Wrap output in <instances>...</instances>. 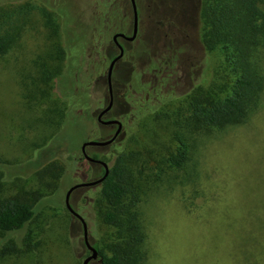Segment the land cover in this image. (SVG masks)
Returning <instances> with one entry per match:
<instances>
[{
	"label": "rangeland",
	"instance_id": "obj_1",
	"mask_svg": "<svg viewBox=\"0 0 264 264\" xmlns=\"http://www.w3.org/2000/svg\"><path fill=\"white\" fill-rule=\"evenodd\" d=\"M93 1L0 0V34L14 40L0 58V201L23 197L32 201L36 210L24 228L0 237V264H82L90 254L83 223L67 208L65 199L74 184L100 177V165L78 151L81 144L86 138H110L114 127L99 122L91 128L83 121L67 123L52 141L68 145L55 148L50 139L55 129L42 121L43 110L32 96L35 92L40 98L33 81L40 79L51 50L44 10L60 22L66 16L75 26L74 32H79V19L93 15ZM137 1L141 9L139 34L135 41H124L127 53L115 67V104L106 118L128 113L127 89L133 71L142 72L157 51L168 46L179 52L174 56L181 64L184 94L197 82L209 84L224 59L220 52L205 51L200 42L202 0ZM125 4L129 14V1ZM127 18L126 31L131 33L133 17ZM72 39L68 36L69 42ZM76 48L79 51L80 47ZM118 52L110 41L107 56L111 59ZM260 55L264 68V48ZM107 72L95 79L96 95L104 96L102 108L109 102ZM67 77L61 82L65 89L70 81ZM134 78L138 86V77ZM48 88L50 100H67L66 90H57L54 80ZM151 92L144 96L153 97ZM99 111L94 112L96 118ZM150 120L143 129L141 121L136 122L115 144L89 146L87 152L98 153L111 163L117 151L143 150L140 143L152 146L149 149H165L166 133L157 134L155 121ZM152 134L159 136L157 141ZM144 136L147 139H142ZM194 138L185 167L167 168L152 160L155 179L140 203L147 264H264V93L245 123L203 137L197 156ZM54 161L65 167L57 183L50 174H40ZM158 163L164 171L158 169ZM100 196L99 184L80 187L72 192L70 202L86 220L90 242L110 253L123 239L115 225L104 222Z\"/></svg>",
	"mask_w": 264,
	"mask_h": 264
},
{
	"label": "trees",
	"instance_id": "obj_2",
	"mask_svg": "<svg viewBox=\"0 0 264 264\" xmlns=\"http://www.w3.org/2000/svg\"><path fill=\"white\" fill-rule=\"evenodd\" d=\"M92 3L95 4L93 15L89 19H79V32H74L75 26L69 24L65 15L60 22L51 11L44 10L47 26L51 30V50L40 70V79L33 81L40 98L34 92L32 100L39 101L38 107L43 110L42 121L47 128L55 129L50 138L55 148L68 145L66 142L52 141L67 123L83 121L91 128L92 124L99 122L94 112L102 110L104 96L96 95L95 79L98 80L109 67L111 59L106 49L112 41V29L118 27L122 31L128 24L123 8L119 6L112 14L111 21L106 19L104 28L101 15L97 13L98 0ZM200 15L203 49L220 52L224 58L212 81L209 84L197 82L196 86L182 93L181 64L174 56L179 52L167 46L165 51H157L148 58L152 59L146 61L142 72L133 71L127 89L129 111L125 116H120L124 122L122 135L136 122L141 121L140 129H143L153 119L157 134L165 132L167 135L165 149L164 146L149 149L152 146L139 142L143 150L117 151L111 163L110 159L106 161L98 153L91 154L110 165L108 176L99 184V202L104 207V222L115 225L123 239L110 253L96 247L102 257L101 264H147L148 254L144 249L146 234L140 220V203L148 195L155 179L150 167L152 160L161 162L167 168L185 167L190 160L191 140L194 137L197 156L203 137L245 123L261 102L264 93V68L260 55L264 48V0H202ZM68 36H72L71 42ZM13 41L11 35L0 34V58ZM77 46L80 47L79 51L76 50ZM135 72L137 75H134ZM64 77L70 80L66 82V89L61 84ZM134 77H138V86L134 84ZM53 80L57 90H66V101L58 97L50 100L51 91L47 85ZM150 91L153 97H145ZM150 136L156 141L159 137L156 134ZM142 139L147 138L144 136ZM71 148L77 151V148ZM78 151L83 154L81 146ZM160 164L157 166L162 172L164 168ZM64 171V165L54 161L40 174H50L57 183ZM104 172L105 169L101 167L100 176ZM35 214L34 203L26 198L1 200L0 237L24 228Z\"/></svg>",
	"mask_w": 264,
	"mask_h": 264
},
{
	"label": "water",
	"instance_id": "obj_3",
	"mask_svg": "<svg viewBox=\"0 0 264 264\" xmlns=\"http://www.w3.org/2000/svg\"><path fill=\"white\" fill-rule=\"evenodd\" d=\"M132 3H133V6H134V12H135V21H134V32H133V35L127 36L124 33H120V34H117V35L114 36V39H116V40H117V37L118 36L124 37V38H126L128 40H133L137 36L138 27H139L138 9H137L136 0H132ZM119 46L121 48V53L116 58H114V60H112L110 66H109V71H108V81H109V85H110V103H109V105L104 110H102L100 112V114L98 116V120H100V122L103 123V124H105V125H111V124L117 123L119 125L118 126V129L115 132L114 136H112L111 138H108V139H105V140L89 139V140H86L82 144V147H81L82 152H83V154H84V156H85V158L87 160L92 161V162H96V163H100V164H102L104 166V168H105V174L102 177L97 178L95 180L82 181V182H78V183L74 184L67 191V195H66V199H65L67 208L70 210V212L72 214H74L76 217H78L82 221V223H83L84 240H85V243H86L87 248L91 252L83 260V263L82 264H89L92 260L97 259L98 256H99V250L90 242L88 224H87L86 220L84 219V217L74 209V207L72 206V204L70 202V198H71L72 192L75 189H77V188H80V187H88V186H95L97 184L102 183L104 181V179L108 176L109 172H110V166H109V164L105 160H103V159L94 158V157L90 156L88 154V152H87V147L88 146L104 147V146H108V145L112 144L115 141L116 137L120 134V132L122 130V127H123V124H122V122L119 119L104 120L102 118L103 115L112 108L113 103H114V93H113V87H112L113 70H114L115 63L124 54V48H123V46L120 45V43H119Z\"/></svg>",
	"mask_w": 264,
	"mask_h": 264
},
{
	"label": "flooded vegetation",
	"instance_id": "obj_4",
	"mask_svg": "<svg viewBox=\"0 0 264 264\" xmlns=\"http://www.w3.org/2000/svg\"><path fill=\"white\" fill-rule=\"evenodd\" d=\"M129 1V4H130V13H131V15H132V17H133V21H132V29H131V33H127V29H124V30H122V31H120L119 30V28L117 27V28H115V29H112V33H113V37H112V45L114 46V47H117L118 48V50H119V52H118V54H116L115 56H113V58H111V61H110V64H111V62H112V60H114V58H116L120 53H121V48H120V46H119V43H120V45H122L123 46V48H124V54L122 55V57L115 63V66H114V70H113V76H112V87H113V93H114V103H113V106H112V108L109 110V111H107L104 115H103V119L104 120H110V119H119L121 122H122V124H123V127H122V130H121V132H120V134L116 137V139H115V141L116 140H118L119 138H120V136L122 135V133H123V130H124V122H123V120L121 119V118H118V117H114V118H106V116L108 115V113L110 112V111H112L113 110V107H114V104H115V90H114V72H115V67H116V65L126 56V53H127V48H126V44L124 43V41H128V42H132V41H135L136 39H137V37H138V34H139V30H140V15H141V9H140V5H139V3H138V1L136 0V4H137V9H138V16H139V27H138V33H137V36L133 39V40H128V39H126V38H124V37H121V36H118L117 37V40L116 39H114V36L115 35H117V34H120V33H124V34H126L127 36H131V35H133V32H134V21H135V12H134V6H133V3H132V0H128ZM124 2H126V0H98V3H97V13L98 14H100L101 15V18H102V20H103V22H102V26H104V28L106 27L105 26V21H106V19H110L111 17H112V14H114V11H115V9H118L119 8V6H122V8H123V13H124V16H130L131 17V15H130V13L128 14V12H127V7H126V4L124 5ZM110 64H109V66H110ZM108 71H109V67H108ZM106 81H107V87H108V93H109V102H108V104H107V106L109 105V103H110V85H109V81H108V74H107V79H106ZM107 106H105L104 108H102V110H104ZM101 110V111H102ZM100 111V112H101ZM100 112L98 113V116H99V114H100ZM98 116H97V119H98ZM99 121V123L100 124H102V125H105V124H103V123H101L100 122V120H98ZM105 126H113L114 127V133H113V135L112 136H114V134H115V132L117 131V129H118V124L117 123H115V124H111V125H105ZM111 136V137H112ZM110 137V138H111ZM114 141V142H115ZM89 147V146H88ZM89 154V153H88ZM84 155V154H83ZM90 155V154H89ZM90 156H92V155H90ZM85 157V156H84ZM93 157V156H92ZM95 158V157H94ZM99 159H101V158H99ZM89 161V160H88ZM90 162H92V161H90ZM92 163H95V164H97V165H100V167H102V168H104V166L102 165V164H100V163H96V162H92ZM110 166V165H109ZM105 169V168H104ZM104 174H105V172H104ZM103 174V175H104ZM102 175V176H103ZM102 176H100V177H102ZM99 177V178H100ZM101 184V183H100ZM98 185V184H97ZM86 244V243H85ZM87 247V246H86ZM88 249V248H87ZM88 251H89V249H88ZM91 253V252H90ZM102 260V257H101V254L99 253V256H98V258L97 259H95V260ZM90 264V263H89Z\"/></svg>",
	"mask_w": 264,
	"mask_h": 264
}]
</instances>
